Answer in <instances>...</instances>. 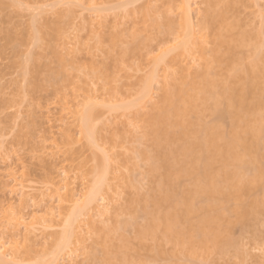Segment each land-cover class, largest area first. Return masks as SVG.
<instances>
[{
	"label": "rangeland",
	"instance_id": "1",
	"mask_svg": "<svg viewBox=\"0 0 264 264\" xmlns=\"http://www.w3.org/2000/svg\"><path fill=\"white\" fill-rule=\"evenodd\" d=\"M166 3L167 0H0V222L5 221L7 214L11 212L8 207L10 204L13 205V211L24 210L23 213L27 212L28 216L35 215L34 218L31 217L32 220L39 219L47 207L52 205L54 198H57L56 195L52 196L55 194L54 189L60 188L58 186L64 185L65 182L73 187L70 186L69 194L79 193L74 194L76 199L82 194H88L99 169L96 157H101L103 153L89 146L85 139L79 144H70L62 135L65 128L58 120L66 117L67 120L64 118L63 122L71 128V121L74 120L70 119L71 116L82 108L78 102L84 103L89 95L98 97V100L94 99L100 115L94 125L97 129V144L104 147L111 158V171L104 194L108 200L113 201V212L109 214L111 217L108 216L110 219L107 217L105 223L98 224V229L91 227L88 216L87 219L82 216L75 224L73 245L59 252L56 259L58 264H68L70 254L73 258H78L75 259L78 264L79 261L80 264H264L263 214L260 216L261 223L259 218L257 220L261 225L254 222L260 228H257V233L250 230L256 234L252 235L249 234L251 228L247 231L238 225L236 213L230 210L225 213L220 227L222 235H230L228 232L225 234L227 228H230V237L239 240L242 244L234 241L240 247L243 245V251L237 244L236 248L233 247L236 250L232 248L227 252L228 255L224 254L225 256L218 255L212 243H209L206 249L196 246L194 252L193 247L189 252L175 247L167 239L165 231L160 230L163 227L154 234L146 231L153 216L164 214L163 211L161 215L162 209L157 211L156 207V200L166 191L161 188L160 173L163 171L154 172L152 165L140 155L141 151L152 153L154 148L144 135V129L141 128L140 121L138 122L139 117L136 119L137 109L130 110L127 116L121 117L123 110L110 112L109 104L116 105L122 101L128 103L138 98L141 80L152 69L151 54L154 51L158 54L157 47L160 45V48L164 41L167 40V44L171 39L164 33L166 28L163 26L166 21L163 22L164 25L161 19V24L159 21L160 16L165 15ZM190 3L194 9L193 15L195 14L192 25L193 43L203 48L207 57L212 55L214 45L211 42L202 45L198 37L203 32L199 27L207 23L206 19L212 14H220L219 16L225 17L218 25L219 29L225 27L222 32L231 29L230 33L229 30L226 32L232 39L239 36L238 39L245 40L247 37L244 63L252 66L258 63L259 57L264 60V0H214L213 7L209 4L211 0H190ZM124 5H127L126 8ZM94 11L101 15L102 21L98 22H103L102 24L90 23L91 17L95 15ZM129 11L134 13L129 14ZM172 16L173 20H177L176 12L171 13ZM98 24H101V27H98ZM227 24L229 27L226 28ZM208 35L212 40V29ZM131 48L136 50L132 51ZM125 51H128L127 55ZM155 53L153 55H156ZM180 61L178 59V63H171L169 70L165 65L160 67L159 77L153 85V100L146 101V108L139 111V114L149 115L152 106L160 102L163 94L162 79L166 70L170 72L169 82L173 86L182 81L184 76L180 68L185 65V61ZM199 68V64L195 63L188 78L193 77ZM175 79L178 82H175ZM68 103L73 110L64 109ZM77 104L78 109L75 107ZM214 112L215 109L205 112V117L198 114V118H195V115L191 120L195 123L198 120L199 123L204 121L203 124L214 125L217 122V112ZM199 116L204 117V120H199ZM127 117L134 122L133 125H141L140 128L137 126L139 129L133 130L135 125L133 128H127L124 125ZM75 123H72L71 129L77 136L75 137L79 138V127ZM65 175L70 179L65 178ZM11 178H16L19 189L24 186L23 189L37 196L39 202L30 201L29 205L26 203L24 209H20L21 196L8 193L13 182ZM66 179L68 181H65ZM174 182L175 193H182L185 187H190L191 184V180L186 177ZM62 193L64 194V191ZM56 201L57 199L53 205L58 206ZM195 204L197 208L201 207L203 199L198 198ZM64 206L60 207L63 209L61 212H56L67 213L68 210L66 212ZM230 206L233 208L234 204ZM164 207L166 208V205ZM70 208L72 209L68 205L66 209ZM199 216L194 215L191 219L195 227L198 225ZM59 219L60 217L56 220L60 222ZM32 220L29 218L28 222ZM79 226L81 230L77 228ZM253 226L251 227L255 230ZM39 227L41 229L42 225ZM240 228L244 232H241ZM63 230V225L48 230L42 227L41 230L35 231L34 235L37 236L33 235L34 238L25 243L21 237L23 253L21 252V258L18 260L19 264H50L58 246L57 234L60 235ZM4 237L10 240L11 233L4 232ZM69 250L74 252L73 255L71 252L68 254ZM158 250H161V253Z\"/></svg>",
	"mask_w": 264,
	"mask_h": 264
},
{
	"label": "bare ground",
	"instance_id": "2",
	"mask_svg": "<svg viewBox=\"0 0 264 264\" xmlns=\"http://www.w3.org/2000/svg\"><path fill=\"white\" fill-rule=\"evenodd\" d=\"M176 1L167 0L166 11H164L165 15H161V18H159V21L161 19L162 23L166 21L165 26H163L164 23L162 26L166 28L164 33H166L169 38L171 37V39H169L170 41H168L167 44L165 43L166 40L164 44H162L163 46L161 45L159 48V45L157 47L159 52L156 48L158 54L155 53V51L154 53L156 55H153L154 53L151 54L152 69L151 72L147 74L148 76H144V79L142 78L143 81L141 80L142 83L138 98L134 101H128V103L122 101V103L116 105L112 104L110 106L109 104V111L111 112L113 110L114 112L116 110L117 112L119 109H122L123 114L121 117H125L132 110L135 111L134 109H137L138 116H136V119L139 117L138 122L140 121L142 125L138 124L137 126L139 128L141 126V128L144 129L145 137L152 143L154 148V150L152 149V153L141 151L140 155L146 162L152 165V170H154V172L157 171L156 173H158L160 172L159 170L163 171V173H160L162 174L161 188H165L166 191L163 196L160 194L162 196L161 198L159 197L155 200L157 204L156 207L158 208L157 211L162 209L161 215L163 211L164 214L162 216H153V219H151L152 223L149 221L151 224L148 223L150 226L146 231L154 234L159 228L163 227V229L160 230L165 231L167 239H169L175 247H181L186 252L191 251L193 247L194 252L196 246L206 249L209 243H212L215 252H217L218 255L225 256L224 254L232 250L233 247L236 248L237 244L240 242L230 237V228H227L225 233H229L230 235H222L223 232L220 227H222V220L225 213L229 210L233 211L237 215L236 220L238 225L240 224L241 226H239L246 230L251 228L249 232L252 230V232L254 231L255 233H257L256 230H258L257 228H260V226H258V224H256V226L254 222L259 223L260 221L261 223L260 216L261 214L264 215V65L260 64H264V60L259 57L258 63L252 66H247V64L244 63L245 40H247V37L245 36V40L238 39L240 38L239 36L236 37L237 39H232L226 32V30L229 29L224 31L226 33L222 32V29L225 27L223 26L222 29H219L218 25L220 23L219 21H223L222 18L224 16H219L220 14L216 16L212 14L211 17L209 16L210 19L204 17V20L206 19L210 22L207 21V23H205V21L203 22L205 24L199 27L200 31L203 32L202 34L199 32L201 35L198 37L202 45L210 42L214 45L212 55L207 57L204 53V49L198 47V44L193 43L192 25L194 21L193 16L195 14L193 15L194 9L192 8V3H190V0ZM219 2L220 1H218V3ZM209 4L210 7L215 5L214 0H211ZM126 6L127 5H124L123 7L126 8ZM217 6L218 5H216V7ZM129 12V14L134 13V11ZM173 12L174 14L176 12L177 20L174 19L176 21L173 20L174 16L171 17V13L173 14ZM40 13L38 15H40ZM94 14V17H91L92 20L90 21L92 25H95V22L99 20L102 21L101 15L98 12ZM44 16H42L43 18L40 16L41 19L44 20ZM35 21L38 22L37 20ZM39 23H41V20ZM98 23L102 24L103 22ZM101 24H98V27L99 25L101 27ZM227 27H229V25L226 26V28ZM210 29L213 31V36H211L213 37L212 40L208 37L210 36L208 35ZM230 30L228 33H230ZM232 35L233 34H231V36ZM136 47L137 46H135V48ZM136 49L133 48L132 51ZM125 52L127 55L128 51ZM130 52L131 50L129 49V56ZM196 53H198L199 56L196 55ZM178 59H180L182 63L185 61V65L180 68L182 69L184 78L182 77V81L179 84L175 83L173 86L169 82L170 72L168 71V73L167 70H169V65L171 63L175 61L178 63ZM195 63L199 64V71L189 79L188 76L191 74V70ZM121 64L123 65V63ZM162 65H165L167 70L162 79L163 87L161 92L163 94L160 102L152 106L149 115H141L139 111L146 108V101L152 102L153 100V85L155 80L159 77L158 71H160L159 69ZM175 66L177 65L175 64ZM180 74L179 75L182 76L181 72ZM175 82H178V80ZM90 96L91 95L87 96L85 100L83 98L84 103L78 102L79 106L82 108L77 110L75 114L73 112L74 116L70 118H73L74 120L71 122H76L79 127V138H76L77 136L74 135L75 133H73L71 129L72 123L70 124V128L66 122V124L63 122L66 117L58 121H61L60 124L62 127L64 126L65 130L62 135L70 144H79L85 139L89 146L95 147L103 153L101 157H96L99 169L94 185L88 194H80V198L76 199V195L74 194L79 193H74L73 195L68 193L69 188L72 186L65 182L68 181L66 179L64 181L65 184L58 186L60 188L54 189L55 194H52V196H57V198H54V201L57 199L56 204L58 203V206H55V204L53 205V203H55L54 201L51 205L50 198L49 207H47V210L45 209V213H42L44 215L42 217L40 216L39 219L36 218L37 216L35 217L37 221L31 219L33 214L28 216L27 212L26 214L25 212L23 213L24 210L15 212V209L13 211V205L10 204L8 207L11 212L9 211L10 213L7 214L5 221L0 222V233L2 234L0 237V264H19L18 260L23 253L21 250V237H23L24 243L29 242L32 240L35 231L41 230L42 227L48 230L54 229L57 226L62 227L63 225L64 230L60 232V235L57 234V236H59V240L57 239L58 246L57 250L54 252V258L50 263L58 264L56 259L59 252L67 248L69 249V247L73 245L72 237H74L75 233V224L78 223V220H80L82 216H84V219H87L88 216V222L90 225L92 224L91 227L93 226L92 228L98 229L99 223H105L106 218L111 213L113 201H110L111 199L108 200L104 194L107 188L108 175L111 171V158L108 151L97 144V129L94 123L100 115L98 104H96L98 97L96 98L94 96L95 100L93 95L92 97ZM66 106L67 107H64V109L69 111L72 109L69 103ZM75 107L78 109V104ZM213 109L217 112V122L214 125L203 124L204 117L207 114L205 112H211ZM198 114H202L201 116L204 115V117L199 116V120H201V118L203 119L202 123H199L198 120L197 123L191 120L195 115L197 116L195 118H198ZM129 119L130 118L127 120ZM47 120H49V118ZM127 120L124 124L127 128L136 126V123L134 124L135 126L133 125L134 122H132V120H129L130 122ZM54 126L51 127L54 128ZM137 126L133 130L137 129ZM56 134L57 132H55V135ZM185 177L191 180L190 187H188V185V188L185 187L186 189L183 190L182 193H175L173 186L176 182L174 181ZM65 178L69 177L67 176ZM12 181L11 187L8 183L10 187L8 193L21 196L19 202L21 203L20 209H24V205L30 201H38L37 196L32 195L29 190L27 192V189H23L24 186L19 189L20 186L16 178H13ZM72 182L74 186V181ZM63 191L64 194L62 193ZM38 196L40 197V195ZM48 197L49 196H47V198ZM198 198L203 199V205L199 208H197L195 204ZM11 200H13V198ZM231 204H234V209L230 206ZM68 205L72 207V209L70 208L71 211L70 209H66ZM93 205L96 206L93 207ZM165 205L166 208L164 207ZM62 206H64V209L66 212L68 210V212L64 213V210V212L62 211L64 214H58L56 211L60 210L59 212H61L62 208L60 207ZM35 210L37 211V209ZM194 215H200L197 227H195L191 220ZM34 216L32 218H34ZM58 217L61 219H59L60 222L56 220ZM109 217L108 219H110ZM29 218L32 221L28 222ZM258 218L260 219L259 221H257ZM85 222L88 224L86 220ZM260 223L259 225H261ZM41 225L42 227L40 229L39 226ZM80 226L77 228L81 230ZM251 226H253L255 230L252 229ZM242 229L241 232H244ZM83 230L84 228L82 231ZM6 231L11 233L10 240L4 237V232ZM141 231L144 232L143 229ZM247 231L245 232L246 234H248ZM255 233H252V235H256ZM146 234L147 232L145 235ZM244 234L242 233V235ZM156 235L158 236V233ZM157 236L156 238L154 237L156 240L158 239ZM239 244L242 243L240 242ZM241 246L243 247V245ZM242 247L239 245L240 249ZM70 249L72 250V248ZM107 249L109 251V247ZM75 250L77 249H74V251ZM233 250L236 249L233 248ZM158 251L161 253V250ZM70 252L69 250L68 254ZM107 254L109 255L111 253ZM70 256L71 254L69 255L68 264H78L76 263L78 258H73V256H71V258ZM64 257L67 258V256ZM108 258L109 257H107V259ZM109 260L110 259H108V261ZM80 263L79 261V264Z\"/></svg>",
	"mask_w": 264,
	"mask_h": 264
}]
</instances>
